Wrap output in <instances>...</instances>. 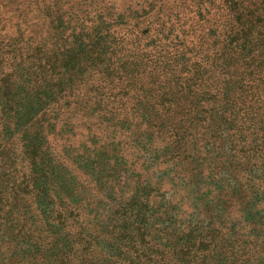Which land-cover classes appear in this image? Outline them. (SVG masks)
Masks as SVG:
<instances>
[{
    "label": "trees",
    "instance_id": "16d2710c",
    "mask_svg": "<svg viewBox=\"0 0 264 264\" xmlns=\"http://www.w3.org/2000/svg\"><path fill=\"white\" fill-rule=\"evenodd\" d=\"M0 264H264V0H0Z\"/></svg>",
    "mask_w": 264,
    "mask_h": 264
},
{
    "label": "rangeland",
    "instance_id": "374dc122",
    "mask_svg": "<svg viewBox=\"0 0 264 264\" xmlns=\"http://www.w3.org/2000/svg\"><path fill=\"white\" fill-rule=\"evenodd\" d=\"M241 231H243V233L245 232V233H249L250 232V230L248 229V230H241ZM254 234H256V233H254Z\"/></svg>",
    "mask_w": 264,
    "mask_h": 264
}]
</instances>
